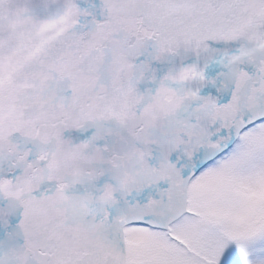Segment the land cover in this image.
<instances>
[{"label":"snow or ice","instance_id":"6c2138e0","mask_svg":"<svg viewBox=\"0 0 264 264\" xmlns=\"http://www.w3.org/2000/svg\"><path fill=\"white\" fill-rule=\"evenodd\" d=\"M0 264H264V0H0Z\"/></svg>","mask_w":264,"mask_h":264}]
</instances>
